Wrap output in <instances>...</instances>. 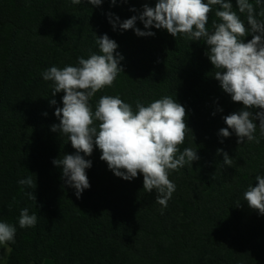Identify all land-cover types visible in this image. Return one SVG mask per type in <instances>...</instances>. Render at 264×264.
Returning <instances> with one entry per match:
<instances>
[{"label": "trees", "instance_id": "1", "mask_svg": "<svg viewBox=\"0 0 264 264\" xmlns=\"http://www.w3.org/2000/svg\"><path fill=\"white\" fill-rule=\"evenodd\" d=\"M156 2L117 0L112 5L104 0L92 6L87 0L79 5L71 0H0V222L17 228L6 264H43L47 259L53 264H264V215L243 199L248 186L258 183L255 176L264 175V138L259 144H237L234 132L227 138L218 135L227 127L223 117L243 105L233 102L212 77L216 69L205 55L204 41L144 29L139 19L135 26L154 36L121 31L119 24L114 31L109 23V12L123 22L139 16L145 3L154 7ZM231 3L237 10L236 0ZM217 8L209 14V29ZM241 19L246 23L245 14ZM93 33L115 40L124 57L114 84L90 101L93 110L102 95H119L133 108L137 100L147 105L171 96L186 109L191 131L179 148L197 150L200 159L170 173L176 191L163 214L155 191L143 190V176L131 181L116 177L100 160L98 148L85 157L92 161L86 169L90 188L79 199L52 163L75 149L67 136L51 131L59 123L54 113L63 106V93L52 97L51 82L41 73L51 66H75L79 57L99 53ZM51 99L57 103L50 105ZM255 135L259 137V127ZM217 149L232 157V167L223 164ZM29 176L36 179V201L18 184ZM25 207L37 214L34 228H19Z\"/></svg>", "mask_w": 264, "mask_h": 264}, {"label": "clouds", "instance_id": "2", "mask_svg": "<svg viewBox=\"0 0 264 264\" xmlns=\"http://www.w3.org/2000/svg\"><path fill=\"white\" fill-rule=\"evenodd\" d=\"M71 2L79 5L84 0ZM103 2L87 0L92 6H100ZM110 3L115 5L117 0H110ZM261 5L264 0H255V3L236 0L237 11L231 0H157L154 7L145 3L139 16L133 15L123 22L119 17L113 18L111 12L107 15L114 31L119 24L121 31L131 29L140 37L154 36L153 31L135 26L139 19L144 29L154 27L166 30L174 38L182 35L190 41L203 40L207 46L205 55L216 69L212 77L220 82V87L233 102L243 105L238 112L223 117L227 127L221 128L218 135L227 138L234 132L237 144L245 141L259 144L264 138V19L257 18L264 17ZM216 6L217 19L212 20L209 29L206 27L209 14ZM241 14H245L246 23ZM93 34L99 53H92L88 58L79 57L75 66H51L41 73L44 81L51 82L52 97L63 93V106L57 107L54 113L59 123L52 124L51 131L67 136L75 149V154H64L52 163L62 169V178L75 189L79 199L84 190L90 188L86 169L92 167V161L85 157L98 148L100 160L106 162L116 177L131 181L138 175L143 176V190L155 191V202L161 206L163 214L176 191V184L169 179L170 173L186 165L192 166L193 161L200 159L197 150L185 147L181 151L179 148L190 130L186 109L171 96L147 105L137 100L133 108L119 95H102L93 110L90 101L97 92L114 84L123 72L121 61L124 59L117 51L119 45L115 40L107 34ZM249 35L252 38L246 42L245 37ZM56 103L55 99L49 100L50 105ZM256 120H259L258 125ZM257 127L259 137L255 135ZM221 153L223 164L232 167V157L223 149H217V154ZM255 180L258 183L248 186L243 199L249 208L264 215V175H256ZM18 184L23 186L22 191L28 199L36 201V179L29 176L20 179ZM37 220V214H29L27 207L20 210V229L34 228ZM16 233V226L0 222V247L15 243Z\"/></svg>", "mask_w": 264, "mask_h": 264}, {"label": "crops", "instance_id": "3", "mask_svg": "<svg viewBox=\"0 0 264 264\" xmlns=\"http://www.w3.org/2000/svg\"><path fill=\"white\" fill-rule=\"evenodd\" d=\"M10 254V247L7 245L6 248L0 247V264H6L8 256ZM43 264H53V261L47 259L43 262Z\"/></svg>", "mask_w": 264, "mask_h": 264}]
</instances>
